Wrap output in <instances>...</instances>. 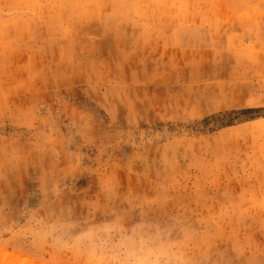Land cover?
Segmentation results:
<instances>
[{"label": "rangeland", "instance_id": "obj_1", "mask_svg": "<svg viewBox=\"0 0 264 264\" xmlns=\"http://www.w3.org/2000/svg\"><path fill=\"white\" fill-rule=\"evenodd\" d=\"M264 0H0V264H264Z\"/></svg>", "mask_w": 264, "mask_h": 264}, {"label": "trees", "instance_id": "obj_2", "mask_svg": "<svg viewBox=\"0 0 264 264\" xmlns=\"http://www.w3.org/2000/svg\"><path fill=\"white\" fill-rule=\"evenodd\" d=\"M263 111L264 108H245L239 110H230L205 117L201 120L200 123L207 127L208 124L212 122L216 123L218 128H224L232 126L234 121L238 120L240 117H245L249 120H253L257 117L258 114Z\"/></svg>", "mask_w": 264, "mask_h": 264}]
</instances>
